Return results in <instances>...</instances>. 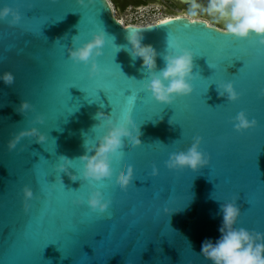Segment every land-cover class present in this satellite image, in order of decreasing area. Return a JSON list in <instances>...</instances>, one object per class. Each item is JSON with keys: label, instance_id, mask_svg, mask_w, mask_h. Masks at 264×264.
<instances>
[{"label": "water", "instance_id": "95a60500", "mask_svg": "<svg viewBox=\"0 0 264 264\" xmlns=\"http://www.w3.org/2000/svg\"><path fill=\"white\" fill-rule=\"evenodd\" d=\"M171 1L191 11L195 2L198 8L208 3ZM37 2L41 16L25 21L19 0H0V10H9L0 18V77H13L11 84L0 81V264H77L79 257L78 264H212L201 246L220 239L221 208L228 203L240 212L235 229L264 237V45L259 38L237 39L223 23L220 29L186 17L123 26L107 0ZM30 25L37 27L25 35ZM129 31L138 32L156 53L152 73L130 54ZM97 35L104 37L100 55L88 64L74 62L69 53ZM230 45L249 46L257 54L256 79L246 92L238 78L221 79L219 72L235 76L243 67L239 60L217 65L235 55L226 50ZM178 51L192 55V91L170 104L158 103L147 90L150 75ZM70 67L75 75L67 74ZM229 83L235 101L221 94ZM212 109L223 113L218 126ZM240 113L255 126L237 132ZM112 127H122L139 145L124 142L123 155L112 161V181L85 178L80 158L94 155ZM197 140L207 165L166 166L170 156L187 152ZM129 170L130 182L122 189L120 179ZM93 192L110 206L108 215L88 206ZM106 192L120 196L117 205ZM72 209L96 219L76 237L74 253L63 256L59 244H52L60 241L54 220Z\"/></svg>", "mask_w": 264, "mask_h": 264}, {"label": "clouds", "instance_id": "9594fccd", "mask_svg": "<svg viewBox=\"0 0 264 264\" xmlns=\"http://www.w3.org/2000/svg\"><path fill=\"white\" fill-rule=\"evenodd\" d=\"M206 11L224 23V31L237 39H247L255 35L259 43L264 45V0H208ZM9 10H0V18L8 15ZM130 46V54L134 59L142 61L145 71L152 73L155 69L154 50L143 44V37L134 31H129L126 37ZM104 43L103 35H97L83 46L71 51L70 58L74 62L88 64L92 56L100 55L98 51ZM169 47L179 49V44L169 41ZM165 67L156 75H150L147 90L152 98L161 104H170L174 97L187 96L192 88L188 81L191 79L192 55L188 51H178L165 56ZM97 72V65L92 64L90 73ZM0 81L11 84V74H4ZM221 94L226 95L229 101H235L237 95L232 84L221 86ZM27 107V105H22ZM129 123H131L129 121ZM255 126V121H249L243 113L236 117L234 128L237 132L246 131ZM134 128V125H133ZM131 141L134 146L139 145L138 138H134L122 127H112L95 149L91 157L83 156L82 175L94 181H112L114 172L112 161L123 155L124 142ZM13 145H10L12 147ZM208 161L199 151L197 140L187 152H179L169 157L166 166L169 169L197 168L207 165ZM131 179V170L121 177L120 187L125 188ZM25 197H30V191L25 190ZM88 206L97 213L108 215L110 206L104 202L98 192H93L87 199ZM221 237L215 243L205 241L201 246V254L212 264H264V237L253 235L245 229H235L240 212L232 203L222 206Z\"/></svg>", "mask_w": 264, "mask_h": 264}, {"label": "snow or ice", "instance_id": "6c2138e0", "mask_svg": "<svg viewBox=\"0 0 264 264\" xmlns=\"http://www.w3.org/2000/svg\"><path fill=\"white\" fill-rule=\"evenodd\" d=\"M17 9L19 10L23 20L25 21H32L33 18H39L42 14V6L37 2V0H19V3L17 4ZM35 12L36 14L29 17L27 13L29 12ZM37 27L36 25H30L29 31L25 33V35L30 34V31ZM229 53H232L235 51V55H231L229 59H226L217 65H224L226 61H233V60H239L243 61V67L240 68L239 72L235 76H229V74L225 71L219 72L221 75V79L223 78H238L241 82V85L244 89V92L248 91L256 79V73L252 70L253 66L256 63V57L257 54L255 51L249 47V46H241V45H230L226 49ZM248 66V71L245 72L244 69ZM75 68H68L67 74L68 75H75ZM183 100V99H180ZM137 103H139L137 101ZM142 105V104H141ZM147 110V106H145ZM135 111V109H133ZM212 111L215 113L216 120L213 122L214 126H218V121L220 117L222 116V112H216V109ZM155 115V114H154ZM220 137H218L219 139ZM86 191V188H85ZM236 192H233L234 196ZM105 195L107 196V199L111 202H113L115 205L118 204L120 200V196L116 193H110L106 192ZM221 197H223V191H221ZM96 219V216H89L86 212L82 211L81 209H72L68 213H59L55 217L54 225H55V231L60 237V241L53 242L52 244H59L60 250L62 252L63 256L72 255L75 251L76 247V237L79 235V233L82 230H86L87 226L94 222ZM25 245H27L30 249V244H28L27 241L24 242ZM50 244V243H49ZM20 247V246H19ZM97 256L99 255L98 252ZM81 260V257H79L78 262Z\"/></svg>", "mask_w": 264, "mask_h": 264}, {"label": "rangeland", "instance_id": "374dc122", "mask_svg": "<svg viewBox=\"0 0 264 264\" xmlns=\"http://www.w3.org/2000/svg\"><path fill=\"white\" fill-rule=\"evenodd\" d=\"M111 7L115 19L125 26H145L162 20L183 14L189 19H211L209 15L201 14L198 10H193L191 14L187 12L186 6H178L170 0H164L159 3H149L140 7L128 6L129 2L134 0H116L117 4L107 0ZM164 2H168L167 4ZM212 20V19H211Z\"/></svg>", "mask_w": 264, "mask_h": 264}, {"label": "flooded vegetation", "instance_id": "af4514ba", "mask_svg": "<svg viewBox=\"0 0 264 264\" xmlns=\"http://www.w3.org/2000/svg\"><path fill=\"white\" fill-rule=\"evenodd\" d=\"M116 1V0H115ZM161 1H164V0H161ZM167 1V0H166ZM171 1V0H170ZM160 2V0H134V1H132V2H129L128 3V6H132V7H140V6H144V5H148L149 3H159ZM117 3V2H116ZM164 3H168V2H164ZM195 4L196 5H198L196 2H195ZM178 6H180L181 7V5H178ZM206 8L207 7H203V8H198V6H195L194 8H193V10H198V11H200V13L201 14H204V15H209L210 17H211V19L209 20V19H205L204 17H200L198 20H204V21H206L207 23H209V24H211V25H213V26H215V27H217V28H220V29H222V21H219L214 15H210V14H208V12L206 11ZM192 10V11H193ZM192 11L189 9V7H187V12L189 13V14H191L192 13ZM172 17H175V16H172ZM179 17H182V16H179ZM224 24V23H223Z\"/></svg>", "mask_w": 264, "mask_h": 264}, {"label": "bare ground", "instance_id": "6f19581e", "mask_svg": "<svg viewBox=\"0 0 264 264\" xmlns=\"http://www.w3.org/2000/svg\"><path fill=\"white\" fill-rule=\"evenodd\" d=\"M192 4V3H191ZM192 5H194V6H198V5H196V4H192ZM179 16H182V17H186V18H188L187 16H185V15H183V14H180V15H178V16H175V17H179ZM171 18H173V17H171ZM168 19H170V18H168ZM189 19V18H188ZM167 20V19H166ZM190 20H192V19H190ZM162 21H165V20H162ZM162 21H159V22H162ZM157 23V22H156ZM120 24L121 25H123V26H125L124 24H122L121 22H120ZM150 25V24H149Z\"/></svg>", "mask_w": 264, "mask_h": 264}, {"label": "trees", "instance_id": "16d2710c", "mask_svg": "<svg viewBox=\"0 0 264 264\" xmlns=\"http://www.w3.org/2000/svg\"><path fill=\"white\" fill-rule=\"evenodd\" d=\"M111 1L114 2L115 4H117L115 0H111Z\"/></svg>", "mask_w": 264, "mask_h": 264}]
</instances>
